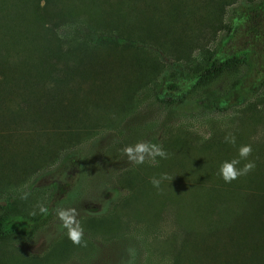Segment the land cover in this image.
I'll return each instance as SVG.
<instances>
[{
	"label": "rangeland",
	"instance_id": "374dc122",
	"mask_svg": "<svg viewBox=\"0 0 264 264\" xmlns=\"http://www.w3.org/2000/svg\"><path fill=\"white\" fill-rule=\"evenodd\" d=\"M259 1L236 0L225 6L224 23L233 25ZM55 31L64 39L74 27L60 25ZM226 34L227 29H221L205 45L215 49ZM159 58L164 64L161 73L138 89L130 104L94 111L99 126L87 123L77 130L82 121L79 127L72 126L78 132L40 169L31 167L34 151L29 146L48 145L51 132L47 130V139L35 138L36 132L46 134L45 130L26 121L0 127V220L12 229L0 239V264L208 262L207 251L193 244L209 240L216 229L209 226L207 206L194 199L188 186L197 192L196 183L217 184V176L212 171L203 176L196 163L205 160L201 148L206 141L225 140L235 131L249 142L264 139V78L255 80L251 66L241 64L206 85L191 84L180 100L170 102L166 93H160L163 80L191 75L205 53L194 48L184 59L165 54ZM113 89V83L107 87L108 92ZM186 138L190 142L182 143ZM25 139L27 145L18 147ZM141 140L162 145L168 158L158 167L128 162L122 149ZM215 148L214 143L209 149ZM177 150L192 164L178 166ZM163 175L168 179L154 187L151 179ZM25 192L30 195L21 199ZM225 203L234 208L228 223L236 216L240 225L255 221L249 210L254 209L253 202ZM38 204L48 207L47 215L39 213ZM68 207L80 212L86 246L74 245L57 219L54 210ZM33 211L35 215L30 214ZM227 220L226 215L217 229H226Z\"/></svg>",
	"mask_w": 264,
	"mask_h": 264
},
{
	"label": "trees",
	"instance_id": "16d2710c",
	"mask_svg": "<svg viewBox=\"0 0 264 264\" xmlns=\"http://www.w3.org/2000/svg\"><path fill=\"white\" fill-rule=\"evenodd\" d=\"M235 1L0 0V127L26 121L45 130L35 138L47 139V130L51 132L48 145L29 146L34 151L31 167L40 169L77 130L87 123L99 126L94 111L130 104L138 89L161 73V54L184 59L194 48L205 53L191 75L163 80L160 93L170 102L180 100L191 84L206 85L241 64L251 66L255 80L264 78V0L228 25L224 8ZM66 24L74 31L61 39L55 30ZM224 28L225 38L215 49L208 48L206 40ZM112 83L115 89L108 92ZM235 134V144L214 140L216 148L210 151L214 143L208 140L201 148L205 160L196 163L203 176L212 171L217 184L196 183L197 192L188 186L194 199L207 206L209 226L216 229L209 240L193 244L209 256L208 262L198 264H264V139L249 142ZM189 142L186 138L182 143ZM246 144L252 146L248 160L255 168L225 183L221 164L239 158L238 149ZM21 145L26 146L27 139ZM177 153L178 166L192 164ZM245 163L241 160L238 167ZM242 200L253 202L249 210L255 221L240 225L236 216L228 223L234 208L225 202ZM226 215V229H217ZM11 231L0 220V239Z\"/></svg>",
	"mask_w": 264,
	"mask_h": 264
},
{
	"label": "clouds",
	"instance_id": "9594fccd",
	"mask_svg": "<svg viewBox=\"0 0 264 264\" xmlns=\"http://www.w3.org/2000/svg\"><path fill=\"white\" fill-rule=\"evenodd\" d=\"M226 142L235 144L234 136H227ZM123 154L126 156L128 162L134 165H142L147 163L152 167H158L161 159H167L168 153L164 150L162 145L152 143L150 141L141 140L134 145H127L122 149ZM252 155V146L250 144L241 145L238 149V157L230 161H224L220 167V175L225 183H231L242 175L248 174L255 168V163L248 160ZM159 158V159H158ZM241 160L247 161L243 167H238ZM168 179L166 175L161 176L159 179L153 177L151 183L154 187L159 188L162 180ZM30 193L25 192L21 199H27ZM40 214L47 215L49 209L44 204L36 206ZM61 226L66 230L67 238L74 245L86 246L84 242V228L79 219L80 212L75 207L57 208L54 210ZM35 215L36 212L30 213Z\"/></svg>",
	"mask_w": 264,
	"mask_h": 264
}]
</instances>
